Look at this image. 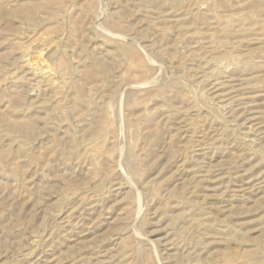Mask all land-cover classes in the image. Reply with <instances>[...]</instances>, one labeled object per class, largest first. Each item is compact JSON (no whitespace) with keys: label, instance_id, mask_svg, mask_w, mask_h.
<instances>
[{"label":"rangeland","instance_id":"rangeland-1","mask_svg":"<svg viewBox=\"0 0 264 264\" xmlns=\"http://www.w3.org/2000/svg\"><path fill=\"white\" fill-rule=\"evenodd\" d=\"M0 264H264V0H0Z\"/></svg>","mask_w":264,"mask_h":264},{"label":"bare ground","instance_id":"bare-ground-1","mask_svg":"<svg viewBox=\"0 0 264 264\" xmlns=\"http://www.w3.org/2000/svg\"><path fill=\"white\" fill-rule=\"evenodd\" d=\"M112 109V108H111ZM251 189V188H250Z\"/></svg>","mask_w":264,"mask_h":264}]
</instances>
